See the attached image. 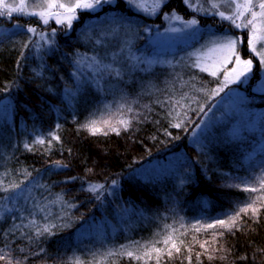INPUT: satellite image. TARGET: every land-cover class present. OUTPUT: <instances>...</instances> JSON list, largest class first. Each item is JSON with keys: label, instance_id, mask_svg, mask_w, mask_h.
I'll return each mask as SVG.
<instances>
[{"label": "trees", "instance_id": "16d2710c", "mask_svg": "<svg viewBox=\"0 0 264 264\" xmlns=\"http://www.w3.org/2000/svg\"><path fill=\"white\" fill-rule=\"evenodd\" d=\"M132 8L117 0L94 16L78 11L81 23L89 18L90 24L74 28L76 21L71 30L53 20L0 18V29H6L0 31V185H20L0 191V255L12 264H157L154 252L151 259L126 253L165 248L172 232L180 252L172 249L169 257L164 251L159 264H264L260 201L259 216L242 214L240 230L202 228L260 195L245 190L259 188L264 179V94L252 90L255 74L212 97L227 68L216 76L199 71L192 54L225 33L208 0H153L148 12ZM169 19L179 25L194 19L196 27L206 19L210 27L190 41L159 47ZM104 26H110L105 38L115 34L119 41L104 47ZM115 52L149 56L154 66L107 57L120 75L105 82L103 97L90 75L81 76L83 84L73 81L82 57L100 60ZM168 59L173 62L166 66ZM112 96L123 105L117 121L128 120V128L116 122L118 135H92L82 125ZM204 115L196 145L190 136ZM40 139L43 144L36 143ZM155 165L164 171L156 172ZM181 213L189 225L180 226ZM97 224L102 237L76 238ZM44 226L53 234L37 236ZM218 232L224 235L214 237Z\"/></svg>", "mask_w": 264, "mask_h": 264}, {"label": "rangeland", "instance_id": "374dc122", "mask_svg": "<svg viewBox=\"0 0 264 264\" xmlns=\"http://www.w3.org/2000/svg\"><path fill=\"white\" fill-rule=\"evenodd\" d=\"M117 0H111L110 4H105L102 5L100 7H98L95 11H90V10H77L84 12V14H89L91 16H94L96 13L101 12L102 7H114L115 3ZM129 2V5L136 8V6L140 7L141 9L145 10L148 12V7L152 4L153 0H127ZM7 3L13 4V5H17L20 3H24L26 5L24 11L26 12H38L41 11L42 9L39 7H34L33 6V2L32 0H6ZM40 3H43L44 0H39ZM62 2H68V0H62ZM72 2H74V0H72ZM208 2L213 6V4L216 5V7L213 9L214 10V16L217 19L218 23H217V27L219 29H223L224 30V34L220 33V37L219 39H208L205 44L201 47H199L197 50H194L192 52V54H194L195 56V66L199 71H205L207 73H211L212 71H217V73L219 71H221V69L227 68L226 70H230L233 66L235 61H230L227 64H223L222 60H223V55L224 53L218 49L216 46L223 42L225 37H229V38H235L239 41L238 45H237V51L239 52L240 56L242 59H252L253 61V65H252V69L250 74L247 75V78H241V80L243 82L240 81H236L235 83L229 82L227 84V88H230L231 86H235L238 88L239 84H246L247 80L252 76H254V81L252 80V90L255 93H259V94H264V64H261L260 62V55H258L257 53H264V17H257V40H256V52H252L250 47H249V39L252 37V26L249 25L248 27H242V28H236L235 25L232 23V21L230 19H222L219 15L220 12H223L225 14V16H231L232 13L234 11H236V4H243L246 2V0H208ZM261 2V0H253V4L258 5ZM241 11H243V9H241ZM252 11H255L257 13H259L261 10L259 9V7H254L252 9ZM209 14L212 13L211 10L208 11ZM13 16H21L23 18H40L38 16H34V15H22L19 13H13ZM202 15H204V12H202ZM4 17H8V16H3L0 18H4ZM84 16L79 17L77 16V19H75L72 22L71 27L68 26L69 30L72 29L73 27V23L76 22L74 28H79L81 27L82 24H87V26H89L90 24V19L89 18H85L84 19V23H81L83 21ZM251 18V12H245V17L242 18L241 21H238V23H246L247 19ZM53 20L54 22L55 19H49V21ZM194 19H191L189 21H192ZM45 24V23H44ZM63 25V24H62ZM173 25H179L177 24L175 21H173L172 19H169L168 22V26H167V30L164 33V37L162 39V41H160L159 43V47H170L172 45V42L175 43H179V42H185V41H190L192 39H194L195 37L199 36V30L203 29L204 27H210L207 22L206 19L201 20V23L198 27H196L195 25H192L190 23L186 24L183 22V25H179L182 27H178V26H173ZM16 27V26H15ZM109 28L110 26H104L102 27V31L100 33V36H102L103 39V46L106 47L107 45V41L109 43H115L117 41H119L120 37L118 35L115 34H111L109 36H107V38H105V35L108 34L109 32ZM0 31H6V29H0ZM169 45V46H168ZM104 56L103 58H101L100 60L97 58H91L90 61H86V59L84 57H82V61L78 62L76 65H74V73H73V81L75 83H81V76H86L87 74L90 75V79L89 81H91V84L93 86V88L100 94V96H104L105 92L102 89L105 82H109V78H115L116 76L120 75L119 70L116 67H113L111 62H107L105 61L106 58L108 57V59H110V61H112V59H116L117 57H120L121 59H125L128 60L129 62H135V63H140L143 64L144 66H151L153 65L152 63V59L151 57L147 56H132L129 52L125 53L124 55H121L120 52L118 53H103ZM173 62V60L168 59L165 61L164 64H166V66L170 65ZM158 64L162 63L161 60L157 61ZM154 66V65H153ZM207 69V70H205ZM113 85V84H112ZM226 87V86H225ZM226 89H224L223 91H225ZM229 92V91H228ZM213 98H218L217 95H212ZM216 103V101H215ZM214 103V104H215ZM213 104V105H214ZM99 105V104H98ZM97 105L96 110L94 111L93 117L91 119V121L95 120L97 121L96 126L97 127H103L104 125L102 124V121L104 120H110L112 122V124L117 122V117H119L120 112L119 109H121L123 107L122 102L119 98H117L116 96H112L111 100H106L104 101L102 104H100L99 106ZM216 109V105L212 108V110H210V112L208 114H211L215 111ZM205 118L206 115H204L200 121V123L198 124V126L194 129V131L192 132L191 136H190V140L194 143V144H198V137L201 133V131L204 128L205 125ZM261 153H260V160L263 161L264 164V148L260 147ZM155 164V163H154ZM155 169L156 172H163L165 167L163 165H155L153 167ZM94 188V187H93ZM30 194V189H26V191L24 192V197L25 200H27V198L29 197ZM229 215L224 216L223 219L228 218ZM178 223L180 224V226L184 227L186 225H189L190 223L185 221L183 219V215L181 213ZM210 223H214V222H210ZM210 223H206V224H202L203 227L207 226ZM103 225V223H101ZM202 227V228H203ZM101 226L99 224L96 225V229L93 230V232L89 233V230L84 231V234L82 235L81 232H79L76 235V238H80L79 240L81 242H84V240L89 239L90 237H92L93 235L97 236L98 234H100V237H102V233H101ZM207 229V228H206ZM92 230V229H91ZM86 233V234H85ZM82 235V236H81ZM3 262V261H2ZM0 264H4V263H0Z\"/></svg>", "mask_w": 264, "mask_h": 264}, {"label": "snow or ice", "instance_id": "6c2138e0", "mask_svg": "<svg viewBox=\"0 0 264 264\" xmlns=\"http://www.w3.org/2000/svg\"><path fill=\"white\" fill-rule=\"evenodd\" d=\"M34 7H39L42 10L38 12H26L24 11L26 5L24 3H20L17 5H13L10 3H7L6 0H0V17L8 16L9 18L12 16L13 13H19L22 15H34L40 17L43 23L47 24L49 19H55L57 24H67L69 27H71L72 22L77 19V10H90L95 11L98 7L110 4L111 0H68V2H62V0H44L43 3H40L39 0H32ZM188 0H185V3H187ZM213 7L215 8L216 5L213 4ZM254 7H259L261 10L259 13L252 11ZM243 9V11H241ZM251 12V18L246 20V23H238V21H241L242 18L245 17V12ZM220 17L222 19H230L232 23L235 25L236 28H242V27H248L249 25L252 26V37L249 39V47L252 52H256V40H257V17H264V0H261V2L258 5L253 4V0H246L243 4H236V11L232 13L231 16H225L223 12L219 13ZM192 25H195L197 23L196 20H192L189 22ZM28 32H35L36 29L29 27L27 29ZM55 29H53V33H55ZM43 38V37H42ZM239 41L235 38H229L225 37L224 41L219 43L216 47L220 49L224 55H223V64H227L230 61H235L234 66L230 70L224 71V82L223 86L219 87L217 89L212 90V94L216 95L220 91H223V87L227 86L229 82L235 83L236 81L243 82L241 78H247V75L250 74L253 61L252 59H242L239 52L237 51V45ZM25 47H28L27 44L24 45ZM260 55V62L261 64H264V53H257ZM23 55V53H21ZM207 70V69H205ZM212 76L217 75V71L211 72ZM179 103V102H177ZM203 111V109H201ZM131 111V109H129ZM117 123L122 126L125 130L129 126V121L125 120L123 118L119 119ZM97 121L93 120L90 121L88 124L82 125V127L88 128L90 133L92 135H96L97 133H102L104 135L108 134V131L116 132L117 135L119 134V129L115 127L110 120H104L102 121V124L104 125V128L96 126ZM175 127H179V124L174 125ZM53 140H58L59 138L55 135L52 136ZM36 143L43 144L44 140L40 139L37 140ZM50 143V141H49ZM27 147V146H26ZM57 166L61 165V162L57 161ZM115 183V181H113ZM20 185L16 183H12L9 187H4L0 185V191L8 192L11 190H15L19 188ZM95 190L94 188L92 189ZM246 191H252V192H258L260 195L256 197V199L252 200L251 203H247L244 207H240L238 211H236L233 215L228 216L227 219H217L214 223H210L206 226L207 229H225L227 231H232V229L235 227L236 230H240V225L238 224V221L241 220L242 214L244 216L251 215L252 217H258L260 209L259 207H256L257 201H260L262 203V206H264V179H261L259 182V188L252 187V188H246ZM203 227V226H202ZM178 231V230H173ZM197 232L201 231V228L196 229ZM45 233L52 235V231L48 226H44L42 229L36 230V235H44ZM216 235L223 236V232L214 233L213 236ZM183 243V241H181ZM163 244L166 246L165 248H157L155 246H152L151 248H148L147 251L143 253L141 256H134L132 252H127L126 255L130 258L134 259H144L147 257L148 259L152 258V253L154 252L156 254V260L157 264H159L160 257L164 251H167V255L169 257L172 256V249H175L177 253L180 252V248L177 246L176 238L173 236L172 232H170L163 240ZM170 247H167L169 246ZM207 242L204 244H201V248L205 249L207 251ZM213 251H216L213 249ZM108 255H114V253H109ZM199 253H197V257H199ZM213 255H209V259H213ZM243 259V257H242ZM0 260H6V255H0ZM6 264H12L11 259L6 260ZM17 264H21V262L17 261ZM189 264L191 262L189 261Z\"/></svg>", "mask_w": 264, "mask_h": 264}, {"label": "bare ground", "instance_id": "6f19581e", "mask_svg": "<svg viewBox=\"0 0 264 264\" xmlns=\"http://www.w3.org/2000/svg\"><path fill=\"white\" fill-rule=\"evenodd\" d=\"M131 7H132V6H131ZM138 7H139V6H138ZM132 9H134V10L138 11V9H137V6H136V8H134V7H133Z\"/></svg>", "mask_w": 264, "mask_h": 264}]
</instances>
